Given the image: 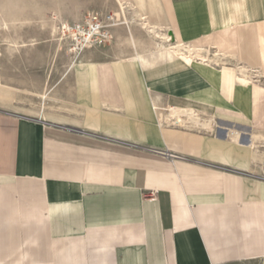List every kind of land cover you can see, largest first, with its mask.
I'll return each mask as SVG.
<instances>
[{"label":"crops","instance_id":"crops-1","mask_svg":"<svg viewBox=\"0 0 264 264\" xmlns=\"http://www.w3.org/2000/svg\"><path fill=\"white\" fill-rule=\"evenodd\" d=\"M114 2L108 45L0 67V264H264V0Z\"/></svg>","mask_w":264,"mask_h":264},{"label":"rangeland","instance_id":"rangeland-1","mask_svg":"<svg viewBox=\"0 0 264 264\" xmlns=\"http://www.w3.org/2000/svg\"><path fill=\"white\" fill-rule=\"evenodd\" d=\"M114 4V0H0V67H15L17 50L25 51V65L35 60L49 68L70 66L76 58L57 34L59 22L73 23L93 12L112 14ZM153 45L156 48L154 41Z\"/></svg>","mask_w":264,"mask_h":264},{"label":"built area","instance_id":"built-area-1","mask_svg":"<svg viewBox=\"0 0 264 264\" xmlns=\"http://www.w3.org/2000/svg\"><path fill=\"white\" fill-rule=\"evenodd\" d=\"M116 27V22L112 14L87 13L80 20L67 23L59 22L57 25V34L63 43L69 45L70 53L77 58L84 50L89 48H97L108 45L112 40V30ZM202 54L206 56L205 61L197 59V61L205 63H213L212 57L206 50H202ZM211 56V57H210ZM225 63H223L224 65ZM244 73L248 77L249 82L258 81L259 77L256 72L247 73L243 69L239 70V76ZM153 111L158 112L159 124L167 127H192L198 126L190 122L189 116H196L193 112L185 113L186 110L166 108L159 109L153 107ZM178 112L177 115H174ZM161 155L168 160L178 159V156L169 152H162ZM261 179L264 180V169Z\"/></svg>","mask_w":264,"mask_h":264},{"label":"bare ground","instance_id":"bare-ground-1","mask_svg":"<svg viewBox=\"0 0 264 264\" xmlns=\"http://www.w3.org/2000/svg\"><path fill=\"white\" fill-rule=\"evenodd\" d=\"M141 25L143 26V28H145V30H147L150 34H152L155 46L160 51H164V50L168 51L172 53L173 55H175L177 58L184 61L188 65H191L192 62L197 59L201 61H205L206 56L202 54L201 50L193 49L192 47H189V46L174 45L170 43V39L166 35H161L157 30L148 26V24L145 21H142ZM237 80H239L241 83H244L246 85L249 82L247 75L244 73H242L237 78ZM185 113H188V112L186 111ZM189 120L190 122L194 124H198L199 122V120L193 116H189Z\"/></svg>","mask_w":264,"mask_h":264}]
</instances>
